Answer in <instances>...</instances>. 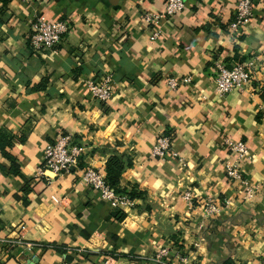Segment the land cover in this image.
<instances>
[{
	"label": "crops",
	"instance_id": "crops-1",
	"mask_svg": "<svg viewBox=\"0 0 264 264\" xmlns=\"http://www.w3.org/2000/svg\"><path fill=\"white\" fill-rule=\"evenodd\" d=\"M252 1L254 18L232 35L238 0H184L158 24L146 17L165 0H0V147L15 160L0 149V264H156L165 249L170 262L262 264L264 0ZM36 16L71 23L56 51L31 49ZM245 61L251 86L221 95L219 65ZM104 75L113 76L107 103L87 86ZM188 76L169 89L167 79ZM62 135L83 149L82 167L42 178L45 149ZM162 135L176 158L154 156ZM228 139L247 144L251 200L226 176ZM113 157L132 162L120 187L142 197L130 205L80 182L82 169L105 171ZM207 201L223 205L211 219ZM21 230L32 249L1 242Z\"/></svg>",
	"mask_w": 264,
	"mask_h": 264
},
{
	"label": "built area",
	"instance_id": "built-area-1",
	"mask_svg": "<svg viewBox=\"0 0 264 264\" xmlns=\"http://www.w3.org/2000/svg\"><path fill=\"white\" fill-rule=\"evenodd\" d=\"M26 3L40 2L42 0H23ZM185 8L184 0H165V8L162 12L146 17V21L151 24H158L169 17L178 14ZM254 18V4L252 0H238L234 20L230 23L232 35L242 33L244 27ZM71 23L65 21H49L41 16H36L32 24V34L30 37V47L34 52L47 53L56 51L63 43L65 35L70 32ZM256 76L253 63L242 62L232 68L219 65L215 77L217 91L223 95H229L234 91L244 92L252 83ZM168 87L171 91L178 89L182 84H190L192 77L188 76L182 80L176 78L167 79ZM87 86L92 97L103 103H107L114 95L113 76L104 75L101 78L89 80ZM225 148L229 153V158L224 163L226 176L231 182H238L245 192V200H251L256 194V190L250 186L244 171V163L248 157L247 144L242 141H225ZM154 156L163 159L176 158L178 155L173 148L172 137L162 135L153 149ZM83 149L76 143L74 137L62 135L55 143L47 146L44 152V164L39 170V175L47 178V174L61 176L69 173L73 168L78 169ZM80 182L100 195L101 199L109 201L114 207L132 204L127 197L117 195L107 184L105 171L84 168L81 170ZM185 200L192 203L193 194L188 191L184 194ZM226 204V203H224ZM221 203L212 201L205 202L203 209L206 218L211 219L222 210ZM23 230V229H22ZM22 230L19 237L15 239H3L1 242L10 248H31V245L23 239ZM168 251L158 252L152 259L156 264H187L189 258L178 256L176 261H168ZM68 264V263H65ZM264 264V257L262 259Z\"/></svg>",
	"mask_w": 264,
	"mask_h": 264
},
{
	"label": "trees",
	"instance_id": "trees-1",
	"mask_svg": "<svg viewBox=\"0 0 264 264\" xmlns=\"http://www.w3.org/2000/svg\"><path fill=\"white\" fill-rule=\"evenodd\" d=\"M0 149L2 150L5 157L9 158L13 163L15 162L14 159L8 156V154L5 152L2 146L0 147ZM79 166L82 167V164ZM131 166H132L131 161L129 162L125 161L121 157H113L107 163L105 169V175H106L107 184L110 186V188L114 190V192L117 195L127 197L128 200L133 201L136 198H141L142 194L137 193L136 189H133L132 191H128L127 189H121L120 187L122 175ZM223 264H229V263L225 262Z\"/></svg>",
	"mask_w": 264,
	"mask_h": 264
},
{
	"label": "water",
	"instance_id": "water-1",
	"mask_svg": "<svg viewBox=\"0 0 264 264\" xmlns=\"http://www.w3.org/2000/svg\"><path fill=\"white\" fill-rule=\"evenodd\" d=\"M73 170V169H72ZM37 262V259H35L34 261H33V263H36Z\"/></svg>",
	"mask_w": 264,
	"mask_h": 264
}]
</instances>
